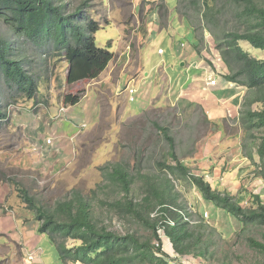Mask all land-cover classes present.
<instances>
[{"label":"rangeland","instance_id":"374dc122","mask_svg":"<svg viewBox=\"0 0 264 264\" xmlns=\"http://www.w3.org/2000/svg\"><path fill=\"white\" fill-rule=\"evenodd\" d=\"M162 1L156 7L157 9L154 4H151V8L146 13L143 5L140 11L136 10L131 0H63L68 5L67 12L70 13L76 12L83 2H87L78 21H84L85 17H88L97 21L101 27L108 22L122 25L124 37H127L126 44H129L131 34L134 33L133 30L144 25V22L151 17H160L163 27L168 25L169 12ZM166 1L168 7L171 9L175 7L174 13L184 21L181 23L175 16L174 19H170V28L164 29V31L159 32L156 26L152 27L150 39L144 46L145 51H140V56L143 55L140 69L143 76H140L138 82L131 81V86L134 89L141 88L146 91L153 90L158 84L159 88L164 90V96L172 101L176 98L181 85L186 84L188 80V71L184 67V62L189 58L188 52L196 50V45L199 46L198 43H200V50L198 49L200 53L196 56L197 62L202 56L201 52H204L207 58H202L207 61V64L214 66L216 63L218 69L222 71L226 68L220 50H217V43L213 35L218 40V34H221L220 37H222L225 32H234L242 28L238 27L240 26V10L234 7L232 1L227 4V0H217L213 5L216 11L213 10L209 13L210 21L213 24L212 31L209 27L205 29L207 24L203 21V10L200 6L202 0ZM193 1H197L198 9H194L192 6L194 5ZM191 6L193 9L190 8ZM186 12L189 18L186 17ZM152 25L154 26V24ZM106 28L102 27L96 32V42L98 47L114 53V49H117V37L119 36L116 37L114 30ZM176 34L183 37L180 41L186 42V47L177 44L176 49H173L171 43ZM0 36L11 42L14 56L22 61L25 69L38 84V91L33 99L9 92L7 89L0 93V105L8 114V118L0 122V264H35V260H32L34 257L40 258V264H65L49 235L37 231L33 238L29 236V232L27 233L29 228L35 231V226L38 224L35 212L27 208L28 205L23 200L24 197L20 189L26 190L45 210H54L57 203L71 200L78 192L90 201L93 215L99 222L98 224L120 234H125L127 230L142 234L144 231L140 224L125 222L110 206L112 202L122 197V194L117 188L114 189L110 186L103 169L115 163L127 164L136 177L131 194L136 201H142L147 194V190L143 189L144 181L140 179L142 175L151 176L155 180L156 178L163 179L167 171L160 164L176 165V161L168 155L171 151L174 152L182 165L188 167L192 173L199 174L196 158H203L205 138L212 128L210 121L205 117L203 108L192 103L186 106L177 105L162 109L151 108L143 114L135 115L122 101H118V105L111 110L105 105L100 124L96 129L83 136L77 144L73 165L67 169H54L47 165L48 171L44 168L45 165L30 168L27 162L37 161V157L34 156V153L31 155L32 158H29L30 154H28L29 156L21 155L20 149L24 148V152L27 148L26 138L23 136L20 126H16L14 122L17 123V120L20 119L19 124L28 126L30 113H43L46 112V108L50 107L51 112L56 114L59 102H62L66 95L81 94L84 96L85 89L74 88L73 85L67 83L68 62L55 53L56 51L34 47L24 35L15 34L1 19ZM195 41L197 43L194 45ZM135 44L133 51L137 52ZM241 45L252 55L264 58V52L251 49V46L245 42H242ZM159 50L166 52V55L159 54ZM181 54H185V56L179 59ZM147 73L149 77L143 85L142 79ZM225 93L229 94V91L226 90ZM88 95L89 99H92L90 91ZM242 95V99H245L244 103L252 96L251 93ZM147 96L142 98L146 99ZM204 97L207 99L206 96ZM167 99H165L166 103ZM84 101L86 103V100ZM244 103L241 106V111L246 108ZM86 104L88 107L85 108V111L89 112L93 107L90 102ZM149 105L151 106L145 101L142 112ZM259 108L258 104L252 106L253 110ZM223 123L227 132L232 135L236 133L241 135L239 142L243 146V156L248 158V153L254 154L253 160L248 158L252 167L246 173L247 179H245L248 180L250 177L260 180L256 177L260 156L253 148L254 141L250 137V133L244 131L240 120L226 119ZM89 128L86 129L89 130ZM160 128L168 129V135L174 140L173 149ZM45 129L43 137H46L48 132V129ZM254 135L257 136V133L255 132ZM45 154L48 157L52 155V152ZM168 176L175 185L174 191L180 196L179 202L185 208L183 214L189 222L193 225L202 223L201 230L205 232L206 238L213 236V243L209 246L207 259L200 260L191 254L183 257L180 263L175 261L176 264L183 262L185 264H264V249L254 246L255 242L264 244V224L255 223L244 227L238 218L223 209L218 210L215 204L204 200L189 180H178L171 175ZM204 179L206 180L207 177ZM241 184L240 181L239 189ZM241 187L240 191L250 192L245 186ZM261 194H264L263 191ZM262 200L264 201V198ZM242 205L245 208L252 207L245 202ZM157 209L159 210V208ZM157 209L153 214L158 211ZM205 209L209 210L210 218L204 216ZM205 226L208 228L206 229ZM11 234L14 241L11 240ZM32 238L33 248L38 249L37 251H32L26 244V240L30 242ZM163 239V249L166 253L173 258L178 257L179 255L175 253L170 240Z\"/></svg>","mask_w":264,"mask_h":264},{"label":"trees","instance_id":"16d2710c","mask_svg":"<svg viewBox=\"0 0 264 264\" xmlns=\"http://www.w3.org/2000/svg\"><path fill=\"white\" fill-rule=\"evenodd\" d=\"M230 1L240 10L238 27L242 29L225 32L222 37L218 34V40L213 36L230 72L226 78L242 85L247 94H252L244 103L246 108L241 111L239 120L244 131L253 138V148L260 156L256 177L264 180V58L253 56L240 45V42H247L252 49L264 52V0H227L226 3ZM193 2L194 9H198L197 1ZM216 2H200L203 21L207 24L205 28L209 27L211 31L213 24L209 13L216 11L213 6ZM86 6L87 2H83L76 12L70 13L63 0H0V19L15 34L24 35L34 47L54 50L62 56L68 62L67 83L73 85L98 78L114 58L113 53L97 45L95 34L101 28L97 21L85 16L84 21H78ZM185 15L189 18L187 12ZM0 76V93L7 89L33 99L38 91L37 81L22 61L14 56L11 42L2 36ZM81 98V94H68L63 103L73 106ZM254 104L260 108L253 110ZM7 118V111L0 105V122ZM160 129L173 149L174 140L168 135V129ZM168 155L176 161V165L160 164L167 171L165 178L140 177L144 181L143 189L147 190L142 201H136L131 195L136 177L127 164L115 163L103 169L110 186L122 194L110 206L125 222L140 224L144 231L142 234L129 230L120 234L98 224L90 201L78 192L71 200L57 203L54 210L43 209L26 190L20 189V192L28 208L35 212L36 221L41 223L39 232L51 237L65 264H176L175 261L180 263L183 257L191 254L200 260L207 259L213 236L206 238L201 230L202 223L193 225L183 214L185 208L179 202L180 196L174 191L175 185L168 175L178 180H189L204 200L238 218L242 226L264 224V201L260 195L250 194L252 207L245 208L238 196L214 189L204 177L192 173L173 151ZM247 155L254 159L252 152ZM156 209L158 211L153 214ZM162 232L179 255L177 258L163 249ZM254 246L264 249L261 243L255 242Z\"/></svg>","mask_w":264,"mask_h":264},{"label":"crops","instance_id":"0c3cea01","mask_svg":"<svg viewBox=\"0 0 264 264\" xmlns=\"http://www.w3.org/2000/svg\"><path fill=\"white\" fill-rule=\"evenodd\" d=\"M162 2L165 3L169 12L168 25L163 27L160 23V17H151L144 22V25L133 30L134 33L131 34L129 44L125 42L127 37H124L122 25L116 24V22L103 24V29L106 27L110 28L114 30L116 37L119 36L117 37V49H114V58L98 78L73 84L74 88L82 87L85 89L84 94L86 96L78 104L68 106L61 100L62 102H59V109L56 114L51 112V107L46 108V112L43 113H30V124L28 126L19 124L18 122H21V120L19 119L18 121L16 118L17 123L14 122V124L20 126L23 136L26 138L25 143L27 148L24 152V148L20 149V152L22 151L21 155L30 154L28 156L32 158L31 155L34 153V156L37 157V161L31 160L27 162L30 168H38L45 165L46 167L44 168L47 169V165H50L54 169H67L70 165H73V156H75L76 146L81 138L96 129L100 124L105 105L110 107L111 110L114 109V106L118 105V101H122L128 110L136 115L143 114L151 108L162 109L177 105L186 106L194 103L203 108L205 117L210 121V125L212 126L210 128L211 132L205 138L204 152L202 153L203 158H196L200 173L195 174L204 178L207 177L206 181L214 189L227 191L233 196L242 192V190L240 191L241 186H245V188L250 190L249 193L243 191V193H246L245 195L248 196L251 193L259 194L264 198V194H261V191H263V181L250 177L246 180V173L249 172L252 165L248 158L242 154V144L239 142L241 135L239 133L232 135L230 132H227L226 126L223 123L226 119L239 120L241 106L245 100L242 99V94H247V89L226 78L229 73L225 65L226 69L220 71L218 64L214 63V66L207 64V61L204 59L207 58L206 53L201 52L202 56L199 55L200 59L197 62L196 56L200 53V43H198L199 46L196 45V50L194 49L188 52L189 58L184 62V67L188 71V80L186 84L181 85L174 100L170 101L167 99L164 96V90L161 87L159 88L157 84L153 90L143 91L141 88H138V90L135 89V100L133 102L130 101V96L125 91V88H127L131 81L136 80L138 82L140 76H143L140 71L143 55L140 56V53L145 51L144 46L150 39L149 35L152 33V27L156 26L159 32L164 31V29L170 28V19H174L175 16L181 23L184 21V19L179 18L174 13L175 7L172 9L168 7L166 0ZM131 3L139 11L143 5L147 13L151 8V4H154L156 8L161 4V0H131ZM182 39L183 37L180 34L174 36V40L171 43L173 49H176L177 44H181L183 47L187 46L186 42L180 41ZM134 43H136L137 52L133 51ZM196 43L197 41L194 42V45ZM111 44L113 45V43ZM122 50L124 51L122 52ZM159 54L165 56L166 52ZM184 56L185 54H181L179 59ZM148 77L149 74L147 73L142 79L143 85L148 80ZM213 77L218 79L216 87L209 86L207 82L209 78L212 79ZM226 90L229 91V94L225 93ZM87 91L91 92L92 99H89ZM148 94L149 96H147ZM143 96H147L146 99H143ZM165 99H167V103ZM84 100H86V103L90 102L93 107L89 112L87 110L85 111L88 104ZM145 101L151 104V106L149 105L142 112V106ZM63 107L66 109L65 112L61 111ZM87 127H90L89 130L86 129ZM45 128L48 129V132L46 137H43V133L46 132ZM48 139L52 140L51 144L47 143ZM46 152L48 154L52 152V155L47 157ZM240 181L242 184L239 189L238 185ZM205 212L210 214L208 209H205ZM37 231L38 227L35 226V231L29 228L27 233L29 232V236L35 238L34 236L37 234ZM11 237V240L14 241L12 234ZM33 238L30 242L26 240V244L32 251H37L38 249L33 248ZM32 260H35V264L41 263L38 257H34Z\"/></svg>","mask_w":264,"mask_h":264},{"label":"clouds","instance_id":"9594fccd","mask_svg":"<svg viewBox=\"0 0 264 264\" xmlns=\"http://www.w3.org/2000/svg\"><path fill=\"white\" fill-rule=\"evenodd\" d=\"M162 1V0H161ZM137 10V9H136ZM205 29H207V28H205ZM211 31V30H210ZM241 43L242 42H240V45H241ZM245 43H247V42H245ZM218 44H216V46H217ZM242 46V45H241ZM242 48H243V46H242ZM244 49V48H243ZM251 49H252V47H251ZM217 50H218V48H217ZM245 51H247L246 49H244ZM253 50H255V49H253ZM256 51H259V50H256ZM250 52V51H249ZM159 53H161V52H159ZM162 53H164V52H162ZM251 53V52H250ZM252 54V53H251ZM220 55H221V53H220ZM254 56V55H253ZM222 58V57H221ZM223 61V60H222ZM223 63H224V61H223ZM225 65V64H224ZM226 66V65H225ZM227 69H228V67H226ZM228 73L230 74V72H229V69H228ZM210 79V78H209ZM209 79H208V81H209ZM212 79H217L216 77H213ZM207 81V82H208ZM233 83H235V82H233ZM217 84H218V79H217ZM235 84H237V83H235ZM237 85H239V84H237ZM217 86V85H216ZM216 86H212V87H216ZM240 86H242V85H240ZM127 88H132L133 90H135L132 86H131V82L128 84V86H127ZM127 88H125V91H127ZM128 92V94H129V91H127ZM135 92H136V90H135ZM135 94V93H134ZM134 94L133 95H130L129 94V96H130V98H131V96L134 98V100H135V97H134ZM86 96V94H84V96L82 95V98H84ZM81 98V99H82ZM129 98V99H130ZM133 100V101H134ZM131 101V100H130ZM133 101H131V102H133ZM69 106V105H68ZM61 111H66V109L63 107V108H61ZM240 118V117H239ZM260 180H262V179H260ZM263 181V180H262ZM263 187V191H264V182H263V185H262ZM246 193H243V192H241V193H239L238 194V197L240 198V200L242 201V203H246V204H251V202H250V195H245ZM252 194V193H251ZM259 195V194H258ZM261 196V195H260ZM242 203H241V205H242ZM243 206V205H242ZM244 207V206H243ZM28 208V207H27ZM219 209V208H218ZM206 214H207V217H209V215H208V213H206L205 212V215L204 216H206ZM37 224H38V231H39V222H37ZM40 233V232H39ZM46 235V234H45ZM175 258H177V257H175Z\"/></svg>","mask_w":264,"mask_h":264},{"label":"built area","instance_id":"2783aa9c","mask_svg":"<svg viewBox=\"0 0 264 264\" xmlns=\"http://www.w3.org/2000/svg\"><path fill=\"white\" fill-rule=\"evenodd\" d=\"M159 52L162 53L163 51H162V50H159ZM208 85H209V86H216V85H217V79H209V81H208ZM127 91H129V94H130V95H133V94L135 93V90H133L132 88H127ZM130 100L133 101L134 98L131 96ZM51 142H52L51 139H48V140H47V143H48V144H51ZM246 203H247V202H246ZM206 216H207V214H206ZM164 237H165V235H164V233L162 232L161 238L163 239ZM157 245H159V244H157Z\"/></svg>","mask_w":264,"mask_h":264}]
</instances>
